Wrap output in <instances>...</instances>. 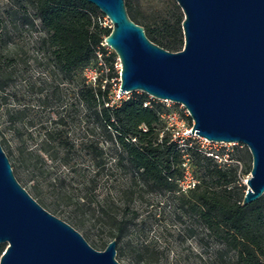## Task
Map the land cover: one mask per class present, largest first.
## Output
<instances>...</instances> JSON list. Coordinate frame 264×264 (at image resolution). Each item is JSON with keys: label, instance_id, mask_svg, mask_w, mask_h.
<instances>
[{"label": "trees", "instance_id": "trees-1", "mask_svg": "<svg viewBox=\"0 0 264 264\" xmlns=\"http://www.w3.org/2000/svg\"><path fill=\"white\" fill-rule=\"evenodd\" d=\"M124 1L129 18L143 27L151 42L170 52L183 48V14L175 2L168 10L142 18L138 0ZM2 15L0 105L5 123L15 130L19 140L17 165L33 182L35 194L48 179L45 160L57 161L79 178L80 188L76 189L67 187L66 178L54 179L49 185L51 193L71 209L69 222L81 226L85 219L91 227L115 240L120 254V245L124 244L135 264H157L162 257L150 243L139 244L131 238L144 224L138 220L136 202L155 195L171 200L175 220L192 218L202 227L198 242L205 253L210 239H215L217 244L207 258L211 264H262L264 196L241 205L244 186L238 182V165L230 158L224 159L225 152H203L191 137L185 140L182 151L162 118L166 109L155 100L144 107L148 100L145 93L131 92L128 99L110 106L109 86L102 88L100 80L96 85L87 83L83 70L96 65L97 48L106 54L100 43L111 31L100 24L103 15L97 8L84 0H6ZM22 31L37 34L34 60L45 71L37 90L42 103L48 104L61 85H71L75 105L84 110V118L91 125V136H71L61 115L55 126L44 129L33 149L25 146L21 131L25 110L8 106V89L17 77V66L26 62L22 57L26 51L18 36ZM115 59L113 51L105 56L108 63ZM94 131L102 138H97ZM242 147L252 163L247 148ZM186 159L196 182L183 192L179 182ZM250 170L248 164L244 173ZM100 181L111 182L112 190L104 196L94 192ZM39 202L47 206L42 200ZM196 233V228L189 226L186 237ZM2 252L0 245V255Z\"/></svg>", "mask_w": 264, "mask_h": 264}, {"label": "water", "instance_id": "water-1", "mask_svg": "<svg viewBox=\"0 0 264 264\" xmlns=\"http://www.w3.org/2000/svg\"><path fill=\"white\" fill-rule=\"evenodd\" d=\"M84 1L111 22L104 42L121 65L118 95L143 92L182 105L191 134L244 145L252 163L241 205L258 200L264 194V0H174L183 14L178 52L151 42L124 0ZM0 244H6L0 264H120L115 240L95 250L29 195L1 144Z\"/></svg>", "mask_w": 264, "mask_h": 264}, {"label": "rangeland", "instance_id": "rangeland-1", "mask_svg": "<svg viewBox=\"0 0 264 264\" xmlns=\"http://www.w3.org/2000/svg\"><path fill=\"white\" fill-rule=\"evenodd\" d=\"M173 2L175 1L138 0L137 8L142 18H148L158 12L168 10L171 8ZM5 5L6 0H0V18L3 17L2 11ZM100 20L103 21V18L101 17ZM18 36L21 40V45L24 46V50L26 51V54L22 56L26 62L17 66V77L8 89L10 95L8 106L10 109L25 110V117L23 119L24 125L21 130L25 146L29 149H33L40 138L43 137L42 133L44 129L55 126L61 115L65 117V127L68 129L71 136L75 138L91 136V125H89L84 118V110L75 105L74 88L71 85L68 83L61 85L59 92H56L53 99H51L48 104L42 103L41 93L37 90L45 78V71L42 67H39L34 60L35 56H37L34 51V41L37 34L30 31H22ZM50 82L51 81L48 79L47 85H49ZM32 84L35 85V88L31 87ZM172 108L178 113L180 120L183 121L185 126L190 124V121L186 118L183 109L179 105H174ZM181 124L180 122L177 126L179 132L180 130H184L185 127ZM94 134L97 138H102L97 131H94ZM18 141L15 130L8 127L7 123H5L2 106L0 105V144L8 157L13 174L19 184L46 211L65 221L79 232L91 247L98 251L104 250L108 242L112 239L108 238L104 232L101 233L97 228L91 227L89 222L85 219V223L81 226L71 224L68 218L71 209L66 206L62 200L57 199V197L51 193L49 185L57 178H66L68 188H71L70 186L75 189L80 188V185H77V180H79L77 174L60 166L57 161H50L44 157V159H46L45 168L48 179L42 182L37 190V194H35L32 188L33 182L28 180V176L19 168L15 159ZM192 142L200 150L209 154L225 152L226 154L222 157L227 160L231 159L234 164L238 165V182L244 186V191L246 190V180L250 174L244 173V170L247 165H251V163L248 157L244 156V147L240 144L221 146L213 143H204L203 146H201L197 138H192ZM84 168L85 167H83V169ZM110 188L111 182L105 183L100 181L94 192L97 195L104 196L108 190H112ZM262 196H264V194ZM40 200L47 206H43L39 202ZM136 205L139 209L138 220H142L144 224L139 232H135V235H131V238L139 244L150 243L155 249L161 252L162 257L157 264H211L207 258L212 255V249L215 247V244H217L215 239H210L207 253H205L204 250L206 249L198 242L199 236L203 233L202 227L193 221L192 218H183L181 222L175 220L172 216L173 206L169 198L160 195L145 196L144 199L138 200ZM189 226H194L196 228L197 235L186 237L187 228ZM102 243H106L103 248L101 247ZM0 245H3L4 251L6 244ZM120 246L123 249V253L120 254L117 250L115 259L120 264H135L128 251L125 249L124 244Z\"/></svg>", "mask_w": 264, "mask_h": 264}, {"label": "built area", "instance_id": "built-area-1", "mask_svg": "<svg viewBox=\"0 0 264 264\" xmlns=\"http://www.w3.org/2000/svg\"><path fill=\"white\" fill-rule=\"evenodd\" d=\"M103 21L99 19L100 24L103 27H108L111 28V22L110 20L103 15ZM101 47L107 50L106 54H103L102 51L97 48L96 50V65L94 67H86L83 70V74L86 78L87 83H90L92 85H96L97 81H101V87L104 88L105 85L107 84L109 86V93H108V98H109V105H119L122 100L128 99L130 97L131 92H123L120 95H118V91L120 88V62L118 58L113 62H106L105 56H107L112 50L110 47L106 45L104 40L100 43ZM127 95V96H125ZM155 100L158 101L160 104L164 106L166 109V112L162 114V118L166 122L167 129L169 128L172 131V136L174 142L177 144L179 148L183 151V148L185 147V140L189 137L191 138H197L198 142L201 143V146H203L204 143L207 144H216V145H221V146H227L231 144H225V143H215V142H209L206 139L199 137L198 135L192 133L191 134V127H192V121L189 118L187 110L179 104H175L171 101L168 100H158L155 99L151 96H148V100L143 103V106L146 107L147 105H150V101ZM107 105V104H106ZM174 105H179L182 109L183 112L186 115V118L190 121V124L186 125L183 123L182 120H180L178 113L172 108ZM182 123V126L184 127V130H180L177 128L179 123ZM189 132V134H188ZM187 135H183V134ZM243 146V145H242ZM186 155H184V158ZM184 167V175L183 179L180 180L179 182V187L183 192H185L188 188L194 185L196 182L195 179L192 177L191 170L189 169V165L186 161L183 163Z\"/></svg>", "mask_w": 264, "mask_h": 264}]
</instances>
